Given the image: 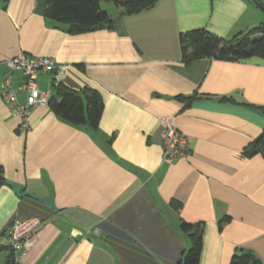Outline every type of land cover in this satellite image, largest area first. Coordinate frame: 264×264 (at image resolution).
I'll return each instance as SVG.
<instances>
[{
    "label": "crops",
    "instance_id": "1",
    "mask_svg": "<svg viewBox=\"0 0 264 264\" xmlns=\"http://www.w3.org/2000/svg\"><path fill=\"white\" fill-rule=\"evenodd\" d=\"M101 4L113 28L71 34L45 18V0H0V264L11 223L33 217L42 224L20 264H177L183 221L203 223L199 264H230L241 249L264 263V155L242 156L264 131V58L186 64L180 45L195 29L231 39L264 24V12L254 0H159L123 16ZM20 54L65 65L56 84L96 89L99 127L56 115L42 73L46 99L19 131L2 90ZM165 122L188 139L174 163L164 161Z\"/></svg>",
    "mask_w": 264,
    "mask_h": 264
},
{
    "label": "trees",
    "instance_id": "2",
    "mask_svg": "<svg viewBox=\"0 0 264 264\" xmlns=\"http://www.w3.org/2000/svg\"><path fill=\"white\" fill-rule=\"evenodd\" d=\"M110 1L123 16L152 8L159 0ZM254 3L264 12V2L254 0ZM45 18L55 22L56 26L65 27L71 34L113 28L111 15L103 8L101 0H45ZM180 45L182 59L186 64L205 57L231 60L264 58V24L245 33H237L231 39H225L205 29H195L180 36ZM54 83L55 93L48 102L51 110L71 124L96 130L104 110L101 94L90 87L72 89L61 83ZM175 98L190 100L191 96L179 95ZM257 154L264 155V131L242 151L244 157ZM5 184L7 181L0 167V187ZM174 205L180 207V203L174 202ZM230 220L228 216L221 218L219 229ZM180 232L188 247L184 249L181 261L177 264H199L203 245V223L183 221L180 224ZM246 251L241 249L233 254L230 264H264L254 253Z\"/></svg>",
    "mask_w": 264,
    "mask_h": 264
},
{
    "label": "built area",
    "instance_id": "3",
    "mask_svg": "<svg viewBox=\"0 0 264 264\" xmlns=\"http://www.w3.org/2000/svg\"><path fill=\"white\" fill-rule=\"evenodd\" d=\"M10 70L4 80L2 96L10 111L18 116L20 124L18 130L26 132L30 127V115L33 109L46 99L37 83V78L42 73L52 74L54 82H58L66 72V66L57 63L48 56H36L20 54L7 61ZM20 73L22 77L28 76L29 80H20L17 87L13 84L12 74ZM25 94L21 99L19 92ZM163 138L164 161L174 163L184 158L188 149V139L173 124L165 122ZM42 221L39 218L25 220L14 219L7 235V243L11 249V257L8 264H20L21 259L28 253L35 242V237ZM95 232L98 233L97 230Z\"/></svg>",
    "mask_w": 264,
    "mask_h": 264
},
{
    "label": "water",
    "instance_id": "4",
    "mask_svg": "<svg viewBox=\"0 0 264 264\" xmlns=\"http://www.w3.org/2000/svg\"><path fill=\"white\" fill-rule=\"evenodd\" d=\"M23 79H25L26 81H28V80H29V77H28V76H24ZM246 252H247V253H251L250 250H247Z\"/></svg>",
    "mask_w": 264,
    "mask_h": 264
}]
</instances>
